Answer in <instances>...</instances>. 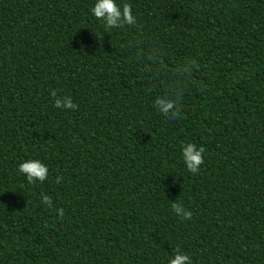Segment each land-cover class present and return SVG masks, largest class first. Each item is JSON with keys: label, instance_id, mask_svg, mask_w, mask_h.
<instances>
[{"label": "trees", "instance_id": "obj_1", "mask_svg": "<svg viewBox=\"0 0 264 264\" xmlns=\"http://www.w3.org/2000/svg\"><path fill=\"white\" fill-rule=\"evenodd\" d=\"M95 3L0 0V264H264V0H116L110 30Z\"/></svg>", "mask_w": 264, "mask_h": 264}, {"label": "clouds", "instance_id": "obj_2", "mask_svg": "<svg viewBox=\"0 0 264 264\" xmlns=\"http://www.w3.org/2000/svg\"><path fill=\"white\" fill-rule=\"evenodd\" d=\"M94 17L103 21L104 27L107 30L113 28H124L125 26L137 25V18L133 15L132 6L124 3L122 7L116 3V0H96L94 7L91 8ZM53 97H56V92H51ZM54 106L57 108H64L68 110H78V104L74 103L70 96L63 98H56ZM154 107L166 118L178 119L181 115L179 109L182 107L179 100L168 99L164 97H157L154 101ZM203 146L197 147L193 143H187L182 148L183 162L190 173L196 174L200 171L201 165L204 164ZM19 172L22 173L29 184H35L37 181L43 183L48 179L49 169L46 164L38 159H28L19 164ZM62 176H57L56 183H61ZM41 203L51 208L53 206L52 198L47 194H41ZM172 210L182 220H190L193 217V212L182 206L181 203L173 202ZM59 217L64 215L63 208L57 209ZM168 264H193L190 256L187 253L181 252L179 246L173 258L169 259Z\"/></svg>", "mask_w": 264, "mask_h": 264}]
</instances>
